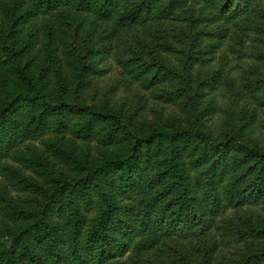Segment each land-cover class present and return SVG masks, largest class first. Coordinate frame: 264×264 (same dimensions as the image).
I'll list each match as a JSON object with an SVG mask.
<instances>
[{"label": "rangeland", "instance_id": "obj_1", "mask_svg": "<svg viewBox=\"0 0 264 264\" xmlns=\"http://www.w3.org/2000/svg\"><path fill=\"white\" fill-rule=\"evenodd\" d=\"M170 1L174 0H153L149 20L121 28L70 8L65 10L67 16L40 15L27 23H15L16 16L0 5V37L10 44L15 59L24 65L41 92L58 98L65 95L84 106L118 115L131 134L147 135L171 125H196L220 139L234 141L229 161L242 158L236 151L239 143L245 151H264V0H232L223 12L225 23L218 20L215 10L203 11V0H183L173 6ZM215 1L216 11L226 3ZM243 42L247 47L244 51ZM176 50L189 52L191 62L186 69L181 66L182 57L173 68ZM2 56L7 53L3 51ZM155 58L161 62H155ZM83 62L92 71L87 75L93 82L85 85L83 81L79 90L78 70L84 67ZM140 69L141 78L136 74ZM4 86L3 95H13L28 85L25 79L15 76ZM227 100L232 107L223 108L221 113ZM107 123L109 120L103 125ZM119 138H104L98 126L85 140L71 127L65 134H48L20 146L0 166V241L11 246L15 239L5 214L28 210L39 217L51 199L45 209L49 227L55 242L72 253L74 237L84 242L91 234V219L97 217L100 200L94 198V207L85 210L96 179L83 181L86 170L79 165L100 170L110 158L126 156L128 144ZM59 147L64 150L61 152ZM74 158L79 161L77 168L73 167ZM141 167L143 177L155 170L153 165ZM119 169H106L99 181L109 187V200L123 219L129 207L140 208L148 199L140 193L148 178L141 182L140 189L130 188L120 194L114 183ZM69 180L77 185L62 190ZM246 181L248 178L241 183ZM223 185L218 183L222 198L219 208L203 209L212 218L203 235L191 231L184 239L177 233L170 237V244L181 250L187 264H239L242 255L235 236L229 233L230 227L242 220L264 224V198L258 205L229 206L223 198ZM200 207L196 205L198 216ZM175 225L191 230L193 223L187 217ZM14 231L19 230L15 227ZM125 231L127 228L113 244L115 262L131 253L126 264L183 263L160 246L135 251L138 237L132 238ZM186 232L182 229L181 233ZM27 241L34 240L27 238L20 247ZM42 247L35 248L42 252Z\"/></svg>", "mask_w": 264, "mask_h": 264}, {"label": "trees", "instance_id": "obj_2", "mask_svg": "<svg viewBox=\"0 0 264 264\" xmlns=\"http://www.w3.org/2000/svg\"><path fill=\"white\" fill-rule=\"evenodd\" d=\"M183 0L170 1L169 4L177 5ZM192 1V0H191ZM197 1V0H196ZM232 0H226L225 5L216 6L218 1L203 0V11L215 10V16L222 23L227 21L223 14ZM153 0H0V5L12 13L17 22H28L29 19L38 16H67L66 9H72L80 13L93 14L100 20L113 23L118 28L128 25H137L147 21L151 17ZM212 6V7H211ZM210 7V9H208ZM237 13V12H235ZM246 21V20H244ZM8 36H12L9 34ZM233 37H231L232 40ZM243 42L242 49H246ZM7 56H2V52ZM15 52L10 44L0 37V166L2 162L18 151V148L30 141L47 136L48 134H65L71 127L78 137L87 138L100 126V133L104 138L120 136L122 142H126L127 155L123 158L116 156L103 163L100 170L84 169L79 161L74 158L75 165L86 170V181L95 178L94 193L87 196L85 210L94 207L93 199L99 198L97 217L91 219V234L84 241L73 239V252L68 253L55 242V238L45 209L49 207L51 199L41 209L39 217L34 213L23 210L11 211L5 214L6 221L10 224L14 235V244L8 246L0 241V264H126L125 256L122 261H114L115 241L123 235L125 228L135 241V251L148 250L154 246H160L164 250H170L171 258L183 261L187 264L185 255L181 250L171 245V235L187 237L191 231L198 236L203 235L212 224V218L208 217L205 210H217L222 201L219 195L218 183L223 185V198L229 206L241 207L243 205H258L264 198V151L249 149L245 151L239 143L236 151L242 158L229 161V154L234 146V141L220 139L211 131L202 130V127L182 128L171 125L170 127L156 128L150 134L141 135L137 132L131 134L127 124L122 122L118 115L103 113L94 106H84L75 99L65 95L55 97L49 93L41 92L32 78H29L24 65L15 59ZM177 58L172 61L173 68L177 60L182 57V68L186 69L190 64V54L185 50L174 51ZM84 57V56H83ZM244 58V57H243ZM161 62L160 59H154ZM148 62V61H145ZM78 70L79 90L84 84H91L92 79L87 65ZM149 64H152L150 62ZM193 70V65L191 71ZM142 69L136 72L142 77ZM95 74V73H94ZM15 76L25 79L27 87L13 95H3L5 83H11ZM140 81L141 79H137ZM232 103L227 102L222 109ZM109 120L107 125H103ZM236 144V143H235ZM61 152L64 150L58 148ZM248 154V155H247ZM153 165L155 170L148 177L141 166ZM77 168V167H76ZM120 168L119 175L114 183L117 191L126 192L127 189L138 187L148 178L144 191V205L134 209H127L128 216L121 218L118 207L109 199V187L100 183L99 177L107 172L106 169ZM75 170V168H74ZM248 178L244 184L241 181ZM106 180L110 178H105ZM164 183V184H162ZM75 181H65L62 190L73 189ZM158 190L148 191V188L158 186ZM111 187V185H110ZM56 194L53 193L52 197ZM196 205L200 207L199 216L196 213ZM173 209L171 212L168 210ZM216 213V212H212ZM190 217L193 226L190 229L185 226H176V222H182ZM112 221V222H110ZM240 223H243L240 225ZM15 227L19 231H14ZM177 229L187 230L186 233L176 232ZM197 232V233H196ZM230 235L235 236L236 243L242 255L239 264H264V224L242 220L232 225ZM192 234V232H191ZM3 238V237H2ZM1 238V239H2ZM30 238L34 241H27ZM43 246L41 251L35 247ZM80 248H79V247ZM84 249V251H81ZM108 256V258H106ZM185 256V257H184Z\"/></svg>", "mask_w": 264, "mask_h": 264}]
</instances>
